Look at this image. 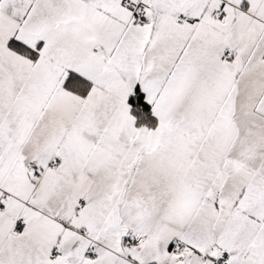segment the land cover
Instances as JSON below:
<instances>
[{"label": "snow or ice", "instance_id": "snow-or-ice-1", "mask_svg": "<svg viewBox=\"0 0 264 264\" xmlns=\"http://www.w3.org/2000/svg\"><path fill=\"white\" fill-rule=\"evenodd\" d=\"M0 264H264V0H0Z\"/></svg>", "mask_w": 264, "mask_h": 264}]
</instances>
